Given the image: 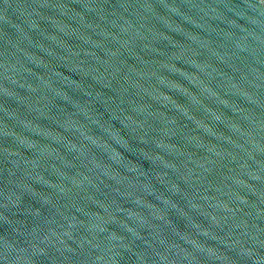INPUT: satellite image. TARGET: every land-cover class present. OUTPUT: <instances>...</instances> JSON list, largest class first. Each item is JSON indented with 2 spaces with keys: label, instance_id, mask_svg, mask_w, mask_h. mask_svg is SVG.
<instances>
[{
  "label": "water",
  "instance_id": "95a60500",
  "mask_svg": "<svg viewBox=\"0 0 264 264\" xmlns=\"http://www.w3.org/2000/svg\"><path fill=\"white\" fill-rule=\"evenodd\" d=\"M0 264H264V0H0Z\"/></svg>",
  "mask_w": 264,
  "mask_h": 264
}]
</instances>
